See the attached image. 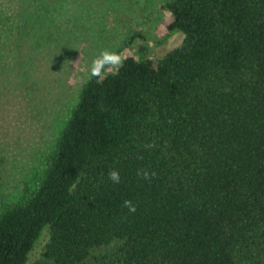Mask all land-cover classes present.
I'll return each mask as SVG.
<instances>
[{"label":"trees","instance_id":"1","mask_svg":"<svg viewBox=\"0 0 264 264\" xmlns=\"http://www.w3.org/2000/svg\"><path fill=\"white\" fill-rule=\"evenodd\" d=\"M162 9L181 42L82 83L0 264H264V0Z\"/></svg>","mask_w":264,"mask_h":264},{"label":"rangeland","instance_id":"2","mask_svg":"<svg viewBox=\"0 0 264 264\" xmlns=\"http://www.w3.org/2000/svg\"><path fill=\"white\" fill-rule=\"evenodd\" d=\"M165 1L0 0V208L39 185L101 51L156 58L181 42L164 36Z\"/></svg>","mask_w":264,"mask_h":264},{"label":"clouds","instance_id":"3","mask_svg":"<svg viewBox=\"0 0 264 264\" xmlns=\"http://www.w3.org/2000/svg\"><path fill=\"white\" fill-rule=\"evenodd\" d=\"M122 63L123 62L117 53L109 50H103L101 51L99 57L91 62L90 75L94 77H100L103 74L105 67L110 66L114 69H118L122 66ZM107 175L114 184L120 183V174L118 170L113 169L109 171ZM138 175H140V173H138ZM143 176L145 179L148 178V174L146 172L143 174ZM123 207L127 208L133 213L136 211V206L130 200H125L123 202Z\"/></svg>","mask_w":264,"mask_h":264}]
</instances>
